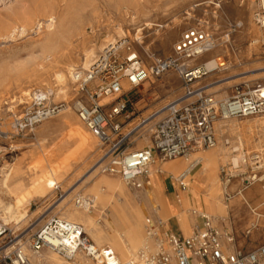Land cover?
<instances>
[{"label":"rangeland","instance_id":"obj_1","mask_svg":"<svg viewBox=\"0 0 264 264\" xmlns=\"http://www.w3.org/2000/svg\"><path fill=\"white\" fill-rule=\"evenodd\" d=\"M132 7L127 0H0V130L15 134V117L32 107L37 93H44L51 102L65 103L66 106L65 110L28 130L25 135L0 138L3 150L0 152V220L10 227L7 231L9 238L2 243L3 248L18 240L27 241L51 216L76 221V209L84 210L77 208L76 198L92 199L95 195L93 186L101 177L99 193L94 199L96 207L88 211L95 222L92 220L86 224L85 219L76 222L84 226L85 233L95 244L101 230L112 235L117 228L114 206L104 207L99 200L103 192L114 191L109 188L108 177L118 179L126 187L128 185L119 175L102 172L96 166L105 157V148L80 120L74 106L80 93L72 81V72L84 69L85 52L90 48L96 60L107 45L126 38L148 64L153 57L172 54L183 32L188 27L198 26L213 35L214 46H217L203 57L194 58L191 65L204 67L211 58L224 65L210 71L204 67L206 73L195 82L197 87L216 98H225L233 93L236 85L264 82V28L255 18L256 0H142L138 7ZM49 37L58 48L53 49L47 44ZM57 72L68 75L67 84H64L67 93L59 97L49 91L57 85ZM127 89L132 104L119 119L124 123V133L134 131L125 147L132 149L151 145L155 123L164 116V108L183 94L181 77L177 71L170 70L159 77L150 75L143 84ZM109 101L106 98L101 100L102 103ZM263 116L264 113H260L217 124V145L229 140L224 150L230 157L247 155V162L240 161L238 168H232L230 159H222L214 168L216 189L213 195L217 190V197H212L203 187L204 196L214 202L219 201L221 184L227 187L229 194L234 195L244 186L243 178L255 162L251 158L253 154H260V164H263L260 174H264V126L260 120ZM78 125L81 128L76 131ZM239 139L243 144L240 145ZM9 144L13 146V151L7 149ZM236 146L239 150L233 152L232 148ZM216 148L199 150L218 153ZM165 161L156 157L159 164ZM202 164L205 168L206 163ZM222 168L231 170L235 175L228 183L227 176L221 173ZM203 171L199 163L192 170V181L196 178L200 180ZM164 175L166 173H161L159 187L161 194L168 197ZM3 179L5 184L2 185ZM166 181L168 186L177 184L174 174L168 175ZM56 184L60 190L55 189ZM22 188L28 190L27 198L23 197L27 192H21ZM152 190L151 182L144 189L133 192L138 202L142 201L141 195L144 197L147 194V199L156 210L150 196ZM135 196L132 195L133 200H136ZM232 213L230 208L233 219ZM152 214L153 210L145 202L140 224ZM123 215L129 231L136 230L126 213ZM159 216L168 222L169 217ZM181 225L186 228L183 223ZM250 230V234L242 230L239 239L254 247L259 240L254 238L255 229L251 227ZM109 243L107 239L97 246L104 248ZM142 244L143 241L140 247ZM45 253L43 264H75L79 255L84 264L86 261L95 264L82 252L70 260L54 251H45L43 255Z\"/></svg>","mask_w":264,"mask_h":264},{"label":"built area","instance_id":"obj_2","mask_svg":"<svg viewBox=\"0 0 264 264\" xmlns=\"http://www.w3.org/2000/svg\"><path fill=\"white\" fill-rule=\"evenodd\" d=\"M256 1L255 18L264 28V0ZM213 44L214 37L209 31L191 26L183 32L172 54L153 57L147 64L129 40L123 38L107 45L88 69H74L73 79L80 93L74 106L80 120L105 148L102 172L117 174L128 186L144 189L151 183L150 170L156 157L163 160L186 158L196 149L214 148L218 143L217 120L264 113V82L236 85L233 93L225 98H216L196 86L195 82L206 71L204 67L192 66L190 60L208 51ZM170 70L177 71L181 77V101L170 103L164 116L155 123L151 145L126 148L134 130L124 133V123L119 119L132 104L124 83L135 88L150 75L159 77ZM107 96L113 98L102 103V98ZM63 106L65 103L51 102L44 93L35 94L32 107L15 117V134L0 130V138L25 135L57 115ZM12 148L9 144L7 149L13 151ZM260 163L255 162L249 173L244 172L248 173L245 176L247 184L263 176ZM192 170H185L175 178L183 189L189 186L186 177ZM230 171L221 169L227 176V183L235 176ZM55 189L60 190V186L56 184ZM76 202L81 204V198L77 197ZM197 215L202 224L195 226L188 235L173 231L156 213L148 216L144 222L146 241L125 264H264V243L251 250L239 248L231 231L220 228L204 213ZM9 230L8 224L0 220V264H40L35 256L44 249H52L68 260L82 252L102 264L119 262L109 246L100 248L91 241L82 224L57 215L47 218L27 241L18 240L11 249L2 247L9 238Z\"/></svg>","mask_w":264,"mask_h":264},{"label":"crops","instance_id":"obj_3","mask_svg":"<svg viewBox=\"0 0 264 264\" xmlns=\"http://www.w3.org/2000/svg\"><path fill=\"white\" fill-rule=\"evenodd\" d=\"M78 128H81V126L78 125L76 127V131ZM224 147L225 144L221 143L216 148V150H219L218 153L214 151H208V152L198 151L195 152L192 156L193 161L197 159H201V161H199L200 163L201 162L206 163V167L204 168L203 174L200 177V181L203 184L205 192L209 193L214 198L217 197V190H216V195L215 194L213 195V191L216 189V187H214V182L216 180L214 168L217 163L222 161V159L220 158V152L221 150H224ZM187 166H188V162L186 164L184 159L177 158L173 160H167L164 163H160V164L156 162L151 166L150 173L152 175L151 182L153 183V191L157 197L159 204L162 207L160 214L169 217L168 225L173 231L188 235L193 231V228L195 226L197 225L200 226L202 224L201 217L197 215L200 212L191 210L190 208L182 205L183 201H187V203H189L191 208H193L194 205L197 204L196 199L194 198L193 192L191 190V186L189 185L186 189H183L178 182H176L177 184L175 185L168 186L166 181L168 175L175 173L181 174L186 169ZM161 173H166V175H164L165 177L164 184L166 185L165 189L168 197H164L161 194V189L159 187V180L161 178ZM102 180H103L102 177L99 178L98 181H96L95 185L93 186L95 195L91 199L92 200V203L90 204L91 209L96 207V205L94 204L95 202L94 199L96 195L99 193V186ZM243 180H244V186L242 187L241 192H240V188L236 191L234 195H231L228 192H223L221 194V200L223 203L219 204V206L213 210V213L209 215L218 217L219 219L216 222L214 220V223L217 224L220 228L229 230L234 234L236 239V244L239 248L251 250L264 243V187H263L264 183H262L264 182V174L259 180H257L254 183L247 184L245 182V177L243 178ZM190 181H192V178L190 179ZM107 182L109 184V188L114 191L107 190L103 192L101 194L102 197L101 200H99V203L104 207L110 204L114 206V212L117 215V228H115L114 233L112 235L110 233L101 230V232H99L100 237L99 239H96L95 242L97 244H100L102 241L108 239L110 241V243L108 244L110 248H112L113 250H114L113 247L117 248L119 253H123L125 250H129L132 256L136 254L137 250L140 248L141 242L144 240L145 237L144 223L140 224V221L142 220L145 212V202L149 204L150 208L153 210L154 213L156 214L158 213L152 207V204L147 199V194H145V196L143 197V195H141L140 192L142 201L138 202V199L133 192V190H135L134 188L130 186L126 187L121 181H119L116 178L108 177ZM192 183L195 184V179H193ZM203 187L200 186V189L203 190ZM128 188H130L131 190H129ZM21 192L23 193L27 192L25 195H23L24 198H27L29 196L27 189L22 188ZM227 194H229L230 197H228ZM132 195L135 196L136 200H133ZM83 198L84 197H82V199ZM87 199L89 198L87 197ZM164 199L170 205L171 208L170 216H168L166 211L164 210V205H163ZM80 207L82 206L81 205H79V207L77 206V208ZM230 208L233 212L232 214H234L233 219L231 218L230 215ZM76 210L78 214V216L74 217L76 221H84L85 219L86 221L84 222H86L87 224L88 222L93 220L91 219L92 217L88 214V211H86L85 209L83 211H80L78 209ZM123 213H126V215L129 218V222L134 227H137L136 230H133V232L129 231L130 230L129 225L127 224V220L123 215ZM93 221L95 222V220ZM182 223L185 225L186 230L182 228L181 225ZM249 224L251 225L249 226ZM251 227L252 229H255L254 238L259 240V243L254 247L247 246L246 242L243 243L242 240L240 241L239 239V233L242 230L248 231ZM250 233L251 230L247 234ZM43 252L44 250L41 252V256L38 259V261L44 260V256H46V253L45 255H43ZM114 252L119 259L118 253L115 250ZM83 261L84 260L82 259V256L79 255L75 259V264H84ZM94 263L102 264L96 262ZM125 263L126 262H121L120 264H125ZM86 264H90L89 261H86Z\"/></svg>","mask_w":264,"mask_h":264},{"label":"bare ground","instance_id":"obj_4","mask_svg":"<svg viewBox=\"0 0 264 264\" xmlns=\"http://www.w3.org/2000/svg\"><path fill=\"white\" fill-rule=\"evenodd\" d=\"M126 1V0H125ZM141 1L142 0H127V4H129V5H131V6H133V7H138L139 5H140V3H141ZM132 7V8H133ZM135 9V8H134ZM137 9V8H136ZM141 9V8H140ZM135 11V10H134ZM134 14H135V12H134ZM138 16H139V14H138ZM1 22V21H0ZM27 22V21H26ZM23 28H24V25L22 26ZM118 32H119V30H118ZM119 33H121V32H119ZM257 33V32H256ZM55 36H58L57 35V33H55ZM124 37V36H123ZM53 39H52V37L50 38H48L47 39V44L48 45H50L53 49L54 48H58V46L56 47V46H54L53 45ZM257 40H255V42H256ZM114 43H116V42H114ZM111 44V43H110ZM217 46V45H216ZM216 46H214V44H213V46L208 50V51H210L213 47L214 48H216ZM218 47H221V46H219L218 45ZM51 50V49H50ZM52 52H54L53 50H51ZM55 51H56V49H55ZM208 51H206V52H208ZM206 52H203L202 54H200V55H197L196 57H194V58H199V57H203V55L206 53ZM86 53V59H85V61H84V69H88L96 60H95V54H94V51L92 50V48H90L88 51H86L85 52ZM194 58L192 59V60H190V61H194ZM93 59L95 60L94 62H93ZM97 59V58H96ZM196 60V59H195ZM93 62V63H92ZM205 64H206V66H204L206 69H207V71H210V70H214L215 68H217L218 66H220V65H224V63H221V64H219L218 63V61L217 60H214V58L212 59H208L206 62H205ZM73 69V68H72ZM71 70V69H70ZM64 71V70H63ZM70 76H71V71H70ZM67 77H68V75L66 74V73H63V72H57V74H56V83H57V85L56 86H53L49 91L50 92H53V93H55V95H56V97H59V96H61V95H66V93H67V90H66V86L64 85V84H67V82L65 81L66 79H67ZM72 79H73V72H72ZM72 81H74V79L72 80ZM126 85V86H125ZM127 87H130V85L129 84H127V83H124V88L125 89H127ZM24 91V90H23ZM26 93V92H25ZM106 98V101H109V100H111L113 97L112 96H107V97H105ZM179 101H181V98H179V99H176V100H174V101H172V102H179ZM172 102H170V103H172ZM169 103V104H170ZM168 104V105H169ZM167 105V106H168ZM167 106L164 108V111L163 112H165L166 111V108H167ZM66 109V106H63L62 108H61V111H63V110H65ZM248 117V116H247ZM233 118H238V117H233ZM229 119H232V118H228V119H219V120H217L216 121V126H217V124L220 122V121H225V120H229ZM260 120L263 122V126H264V116L263 117H261L260 118ZM129 134H130V132H129ZM238 137V136H237ZM240 140V139H239ZM240 142V145L241 144H243V142L240 140L239 141ZM222 142H220L218 145H217V147L221 144ZM224 144L225 145H229V140H225V142H224ZM248 145V144H247ZM260 146V145H259ZM244 147V146H243ZM249 148V147H248ZM239 150V147H233L232 148V151L233 152H237ZM198 151H201V150H199V149H196V150H194L192 153H191V157H186V158H184V160L186 161V164H187V162H188V166L186 167V171H190V170H192V169H194L200 162L199 161H201V159H197V160H192V156H193V154L195 153V152H198ZM247 153V152H246ZM244 154V153H243ZM220 158L221 159H224L225 161L226 160H229L230 159V161H231V163H232V168H238L239 167V163H240V161H242V162H247V155H239V156H232V157H230L229 156V154L226 152V150H221V152H220ZM251 158L253 159V160H255V162H261L262 161V159H261V156H260V154H253L252 156H251ZM106 158L105 157H102L100 160H99V162L97 163V167H99V168H101L102 166H103V164H104V162L106 161L105 160ZM175 159H177V158H175ZM214 159V158H213ZM241 159V160H240ZM169 160H173V159H169ZM213 161V160H212ZM254 162V163H255ZM253 163V164H254ZM4 164V163H3ZM211 164V163H210ZM261 166V165H260ZM185 167V166H184ZM204 169V165L202 164V162H201V170H203ZM184 170V171H185ZM180 171V170H179ZM180 173V172H179ZM192 173V172H191ZM191 173H188L187 174V177H186V181H187V183L191 186V190H192V192H193V195H194V198L196 199V202H197V204L196 205H194V207L193 208H191V206L189 205V203H187V201H183V204L182 205H184L185 207H188V208H190L191 210H194V211H198V212H200V213H204V214H206V215H208L210 218H212L213 220H215V222L219 219L218 217H214V216H212V215H209L207 212L205 213V212H203L202 210H206V211H210V212H213V210L215 209V208H217L218 206H219V204H222L223 202H222V200L220 199L219 201H216V202H214L212 199H210L208 196H204L203 195V190H201L200 189V186L201 187H203V185H202V183L200 182V180H199V178H196L195 179V184H193L192 183V181H190V179L192 178L191 176H192V174ZM200 173H201V171H200ZM200 173H199V175H200ZM199 175H198V177H199ZM4 176V175H3ZM2 176V177H3ZM179 176H180V174H174V177L175 178H179ZM5 177H6V175H5ZM4 177V178H5ZM3 184H5V181H4V179L2 180V185ZM256 184V183H255ZM115 187V186H114ZM264 187V186H263ZM219 189H220V195L222 194V190H223V192L225 191V192H227V187L224 185H220V187H219ZM241 190H242V188H240V192H241ZM135 193H136V191H135ZM137 194V193H136ZM66 196V194L64 195V197ZM150 196H151V198H152V201H154V204L156 205L155 207H156V210H157V212L160 214L161 213V209H162V207H161V205L159 204V202H158V200H157V197H156V195H155V193H154V191L152 190L151 191V194H150ZM81 198V197H80ZM139 198V197H138ZM149 198V197H148ZM140 199V198H139ZM151 202V201H150ZM92 202H88V200L87 199H85V200H83L82 198H81V204H78L77 202H76V205L79 207V205H81L82 206V208H84L86 211H90V209H91V204ZM163 205H164V210L166 211V213H167V215L168 216H170V213H171V208H170V205L168 204V202L164 199L163 200ZM194 213H196V212H194ZM161 215V214H160ZM68 220V219H67ZM71 221V220H70ZM74 222V221H73ZM100 230V229H99ZM107 235V234H106ZM145 241H146V238L144 237V240H143V244H142V246L144 245V243H145ZM14 243H12L7 249H11L13 246ZM124 244V243H123ZM125 245V244H124ZM141 246V247H142ZM125 247V246H124ZM140 247V248H141ZM114 249H115V251L118 253V255H119V259H118V257L116 256V259H118V261L120 260V262H118V264H120L121 262H127L129 259H131L133 256H135V254L134 255H132L131 256V253L129 252V250H125L123 253H120L119 254V252H118V250H117V248H115V247H113ZM139 248V249H140ZM112 249V248H111ZM113 250V249H112ZM45 251H54V250H52V249H44V252ZM114 251V250H113ZM43 252V253H44ZM54 252H56V251H54ZM56 253H58V252H56ZM80 253V252H79ZM78 252L76 253V255H75V257L79 254ZM59 254V253H58ZM114 254H115V252H114ZM116 255V254H115ZM40 256H41V253L40 254H38L37 256H35L36 258H37V260L40 258ZM91 259V258H90ZM91 260H93V259H91ZM94 262H96V263H101V261L100 260H98V261H95V260H93ZM39 263L40 264H43V260H41V261H39Z\"/></svg>","mask_w":264,"mask_h":264}]
</instances>
